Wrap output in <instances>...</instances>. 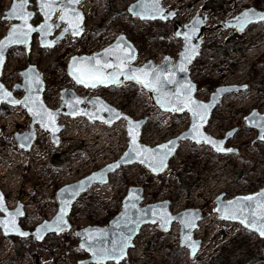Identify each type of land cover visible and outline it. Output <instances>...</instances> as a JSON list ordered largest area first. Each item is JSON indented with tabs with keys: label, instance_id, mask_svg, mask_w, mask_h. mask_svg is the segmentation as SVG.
Here are the masks:
<instances>
[{
	"label": "rangeland",
	"instance_id": "374dc122",
	"mask_svg": "<svg viewBox=\"0 0 264 264\" xmlns=\"http://www.w3.org/2000/svg\"><path fill=\"white\" fill-rule=\"evenodd\" d=\"M31 1L37 11L33 21L38 24L43 17L37 10V0ZM134 1L82 0L85 32L81 37L69 33L54 47L44 48L35 36L30 53L23 46L13 47L1 80L14 90V85L22 81L21 70L34 63L46 82V103L56 97V105L61 104L64 88H73L80 96H102L135 118L148 116L142 141L156 145L187 129L189 113L162 110L151 91L132 81L120 86L84 87L72 81L67 65L73 55L100 51L122 33L139 50L134 62L137 65L149 60L161 63L168 55L177 60L183 48L177 28L195 14L207 13L210 17L204 41L191 65V76L197 83L196 95L203 100H208L220 85H248L220 101L206 128L218 138L237 128L227 143L236 151L218 153L205 143L187 140L181 142L162 174L155 175L137 163L122 166L111 174L107 184L93 185L75 202L70 215L72 230L50 234L39 242L33 237L5 236L0 228V264H78L89 253L81 247L76 230L109 224L133 185L144 188L143 204L170 200L174 213L200 208L203 217L195 235L202 240L201 248L191 256L188 247L180 243V232L164 231L159 223H149L141 228L125 260L104 264H264V237L240 223L220 219L215 211L218 195L225 194L228 199L264 186V140H255L257 132L245 120L255 108L264 112V22L251 24L241 32L218 26L247 7L264 9V0H220V8H214L213 0H163L164 6L177 10L176 17L167 21L133 16L129 6ZM11 3L0 0V39L11 27V22L4 19ZM219 47H226L225 53H220ZM14 92L18 98L23 95V90ZM61 115L64 119L68 116ZM80 118L67 117L60 123L65 128L59 145L51 141L49 131L41 128L32 148L23 149L15 134L30 128V115L22 105L3 103L0 107V187L10 208L20 201L24 203L23 227L32 230L52 218L58 209L56 192L60 186L101 168L127 148L125 121L109 125ZM43 138L48 139L44 144ZM55 153L66 155L63 164L52 161ZM183 178L191 184L189 188Z\"/></svg>",
	"mask_w": 264,
	"mask_h": 264
},
{
	"label": "water",
	"instance_id": "95a60500",
	"mask_svg": "<svg viewBox=\"0 0 264 264\" xmlns=\"http://www.w3.org/2000/svg\"><path fill=\"white\" fill-rule=\"evenodd\" d=\"M19 0H12L11 6L5 11V17L11 12L14 4H17ZM82 0H79L78 4L71 5V8H75L76 12L80 14L82 19L79 22V35L74 34L75 29L72 28L67 19L64 21L60 20V16L64 14L62 11V6L57 5L56 10L52 14L51 18L47 20L49 24L52 25L51 30L45 34L43 31H33L27 37L26 42L24 43H8L10 37V30L14 25H22L23 21L17 18H12L8 16L7 20L11 22V27L8 29L6 35L0 39V43L6 45L3 47V59L0 63V85L3 86L0 90V107L2 104H8L12 106L22 105L28 112L31 117L30 128L23 132H16V140L19 146L23 149H30L34 145L37 139V127H40L44 130L50 132L51 141L55 145H59L61 141L60 133L64 130L65 126L60 124L59 117L61 114L76 117H86L90 121H101L106 122L109 125L115 124L121 120L126 123V131L128 135V146L125 151L116 158L102 166L99 169H96L86 176L75 180L73 182L65 183L57 189V202L58 209L55 215L50 219H45L39 224L36 225L34 229H27L21 225L22 218L25 217L26 212L24 209V203L21 201L17 203L15 208H10L5 193L0 187V194L3 196V204L6 210H1L3 213L0 215V220H9L11 218L15 219L17 230L5 232V229L2 225L0 228L5 236H15L20 238H29L33 237L37 241L42 242L50 234H61L66 231L72 230L73 226L70 222V215L73 211L75 202L83 195L87 190L97 183L107 184L110 180L111 174L115 173L122 166L132 165V164H141L148 168L153 174L159 175L164 173L169 164L178 151L181 142L190 140L194 143H205L212 147L218 153H230L236 151L233 147H228L227 143L230 138L234 136L237 131V128H234L227 132V134L218 138L212 135L207 131L208 123L212 117L214 110L217 108L220 101L229 93L246 89L248 85H220L215 88L211 93L208 100H203L196 95L197 83L192 79L191 76V65L195 59L199 56L201 51V46L203 44V33L206 27L207 21L210 17L209 14L197 13L194 17L188 21L186 24L181 25L176 30L179 38L183 40V48L179 53L177 60H174L171 56H166L161 63H157L153 60H149L142 65H137L134 62L137 61L139 57V50L135 43L131 41L126 34H120L111 44L106 46L100 51L94 52L92 54H76L73 55L70 59L67 70L68 74L73 78L78 84L84 87H93L87 86L78 82L76 76L73 74L74 67L79 68L83 62L82 58L98 56L101 63H112L113 65L119 63L117 57L124 58L125 52H131L134 55V59L128 62V67L131 69H147L152 70L156 69L160 72L162 79L164 77H171L176 82L173 84H165L164 91L171 93L173 91H184L185 86L189 83L193 86L191 91V98L200 104L207 105L206 117L204 120H196L193 118L192 113L186 107L184 111H175L169 110L170 106H162L159 102L161 94L156 91L145 87L144 85L138 83L135 80L127 79L125 75L119 76V82H109L104 84H96L94 87L105 86L109 87L112 85L120 86L126 81H132L137 84L142 85L145 89L149 90L153 94V98L156 104L164 111H175L176 113L187 112L190 115L191 122L187 129L182 131L180 134L158 143L156 145H151L142 141L143 129L146 126L149 117L144 116L142 118H135L127 112L117 108L115 105L108 102L105 98L99 95L94 96H80L73 88H64L61 91L63 102L59 109H52L45 103L43 95L46 91V82L43 77V73L40 71L38 66L34 63L29 64L26 68L21 70L22 81L14 85V90H23V95L21 98H18L14 90L9 89L6 84L1 80L5 65L8 61V54L10 50L15 46H23L27 53L31 52L32 43L35 36L38 37V40L42 47L51 48L54 47L58 42L62 41L66 35L71 33L75 37H81L85 32V13L80 8ZM39 7V0H37ZM31 1L26 7L27 12L34 13L30 17L28 23L33 27L39 29V26L46 21V17L40 11L43 20L40 23L35 24L33 22L36 12L30 8ZM129 12L133 16H138L143 20H157L161 19L164 21L172 20L177 15L176 9H170L163 4V0H135L129 6ZM70 18L75 22V15L69 11ZM261 16H264V9H259L254 6L247 7L243 9L236 16L229 18L222 22L219 26L223 28H235L237 31L241 32L245 30L249 25L259 22H264V19H261ZM66 24V26H62ZM58 25V26H57ZM68 29V31H65ZM187 34V38L186 35ZM113 50L115 55L104 56L105 50ZM190 56V61H186L185 57ZM75 58V60H74ZM180 67L186 68V71H179ZM114 68L106 69V73H113ZM11 93L10 96L6 97L3 93ZM31 99L36 101L35 106L25 103H12V101H26ZM80 101L77 104V101ZM29 108L33 110H47L51 112L55 117L54 125L50 127H45L44 122L41 121L40 117L34 116ZM105 109H111L112 111H107ZM202 113L204 109L200 110ZM119 114L117 118L116 114ZM247 125L256 130L257 136L256 141H263L264 137V112H261L259 109H253L249 114L245 116ZM196 123L199 125V132L193 129V124ZM52 127H55L57 130L53 131ZM133 132L135 134V144L133 143V135L130 134ZM1 133V129H0ZM204 137H210L212 140L220 142L218 145L209 144L206 142ZM173 142V143H170ZM161 145H167L168 148H161ZM217 147L225 149V151H217ZM156 150V153L160 156H163L167 152V156L164 158V165L162 168L153 167L151 161L148 157L153 156L154 154L148 150ZM171 149V151H168ZM227 149H232V151H227ZM143 153V154H141ZM264 192V186L259 190L247 193V194H238L232 198H225V194H220L216 197L215 202V211L219 215V218L225 221H232L240 223L241 225L249 228L251 231L259 234L257 231L253 230L250 226H246L241 222V219H228L222 218L224 216L223 212L217 211L218 208L223 205H227L229 201H236L238 198L253 196L258 193ZM144 188L139 185H133L129 188L126 196L122 201L121 210L109 221L107 225H93L85 228L76 230V234L81 238V247L89 253V257L84 260H79L78 264H87V263H100L104 264L107 262H122L129 255L130 249H132L135 244V238L140 233L141 228L146 224L159 223L160 228L164 231H168L171 225L174 222H178L181 225L180 230V243L182 246H187L191 256H195L202 244V240L197 238L195 235V230L198 228L200 221L202 220L203 214L202 210L198 207H191L183 209L177 213H174L171 208L170 200H162L157 202H152L148 204H143L145 200ZM258 197L257 200L259 201ZM252 203V202H246ZM19 212L20 215H16ZM63 215V221L58 223V217ZM47 225V227H43ZM20 232L28 233L27 236L20 235ZM262 237V236H261ZM121 244H124L123 255L117 259L105 258L101 259L99 255L100 249H111L114 246L119 247Z\"/></svg>",
	"mask_w": 264,
	"mask_h": 264
},
{
	"label": "snow or ice",
	"instance_id": "6c2138e0",
	"mask_svg": "<svg viewBox=\"0 0 264 264\" xmlns=\"http://www.w3.org/2000/svg\"><path fill=\"white\" fill-rule=\"evenodd\" d=\"M29 3V0H19L17 4H14L12 7L11 12L8 14V16L12 18H17L23 21L22 25H14L12 29L10 30V37L8 39V43H24L27 40V37L32 33L33 31H43L45 34H47L51 28L52 25L47 22L56 10L57 5L62 6V11L64 12L63 15L60 16V20L64 21L67 19L69 25L75 29L76 35H79V22L82 19L80 14L76 12L75 8H71V5H75L79 3V0H39V8L40 11L43 13V15L46 17L45 23L41 24L39 26V29L33 28L29 23V19L31 16L34 15V13L27 12L26 7ZM69 11H71L75 17V22L72 18L69 16ZM8 16L5 18L7 19ZM261 19H264V16H261ZM58 26V25H57ZM65 31H68V29H65ZM177 35H180V33H177ZM186 38H187V34ZM6 46L2 43H0V63H2L3 59V47ZM108 55H115V52L111 49L105 50L104 56ZM99 56V54H98ZM98 56L94 57H86L82 58L83 62L79 68L74 67L73 74L76 76V79L78 82L82 84H86L87 86H96V84H104L109 82H119V76L125 75L127 79L135 80L138 83L144 85L145 87L152 89L156 91L157 93L161 94V98L159 102L162 106H170L169 110H175V111H184V109L187 107L188 110L192 113V116L196 120H204L206 117V109L207 105L200 104L199 102L193 100L191 98V91L193 86L189 83L187 86H185L184 91H173L171 93L164 91V85L165 84H173L176 81L172 79L171 77H164L162 79V76L160 72H158L156 69L147 70V69H131L128 67V62L132 59H134V55L131 54V52H125L124 58L117 57V60L119 63L113 65L112 63H101ZM191 57L186 56L185 60L190 61ZM75 60V58H74ZM108 68H114L115 71L113 73H106V69ZM179 71H186V68L180 67L178 69ZM3 86L0 85V90H2ZM6 97L10 96L11 93L4 92L3 93ZM12 103H25L26 106L28 104H32L35 106L36 101H33L31 99H28L26 101H12ZM77 104L80 103L78 100L76 102ZM204 109V112L202 113L200 110ZM107 111H112L111 109H105ZM29 111L32 112L34 116L40 117L41 121L44 122L45 127H50L54 125L55 123V117L54 115L47 111V110H33V108H29ZM117 118L119 117V114L117 113ZM193 129L199 132V125L194 123ZM53 131H56L57 129L55 127H52ZM130 134L133 135V143L135 144V134L131 132ZM207 143L218 145L220 142L212 140L210 137H204ZM264 139V137H262ZM173 143V142H170ZM161 148H168L167 145H161ZM151 153H153V156L148 157V159L151 161L154 169L155 168H162L164 165V158L167 156V152L164 153L163 156H160L156 153V150H148ZM168 151H171L169 149ZM217 151H225V149L221 147H217ZM227 151H232V149H227ZM143 154V153H141ZM264 198V192L258 193L253 196L238 198L236 201H229L227 205H223L222 207L218 208L217 211L223 212L224 216L222 218H228V219H241V222L244 223L246 226H250L253 230L257 231L260 236L264 237V199H260L259 201L257 198ZM246 202H252V203H246ZM0 210H6L4 208L3 204V196L0 194ZM16 215H20L19 212L16 213ZM63 221V215L58 217V223ZM0 225H2L5 229V232L9 231H16L17 226L14 218H11L9 220H0ZM47 227V225L42 226ZM20 235L27 236L28 233L26 232H20ZM125 245L121 244L119 247H113L111 249H100L99 255L101 259L105 258H111V259H117L118 257L123 255V249Z\"/></svg>",
	"mask_w": 264,
	"mask_h": 264
},
{
	"label": "built area",
	"instance_id": "2783aa9c",
	"mask_svg": "<svg viewBox=\"0 0 264 264\" xmlns=\"http://www.w3.org/2000/svg\"><path fill=\"white\" fill-rule=\"evenodd\" d=\"M72 79V78H71ZM72 81H73V79H72ZM83 96H85V95H83ZM62 98V97H61ZM45 101V100H44ZM62 102H63V100H62ZM62 102H61V104L59 103V104H57V105H59L58 107H55V106H57L56 105V97L55 98H53V99H50L49 101H47V106H49L50 108H52V109H58V108H60V106L62 105ZM64 115V114H63ZM62 116V115H61ZM61 116H60V118H61ZM67 116V115H66ZM67 117H69V118H72V117H70V116H67ZM66 117V118H67ZM59 118V122L61 123V122H63L64 120H66V118L64 119V118H61L60 119ZM76 118H80V117H76ZM81 120H83V118H80ZM38 129H37V139H38V136H39V133L41 132V128H39V127H37ZM36 139V140H37ZM44 140H42L43 141V144H44V141L45 140H48V139H45V138H43ZM46 142V141H45ZM180 224V223H179ZM179 224L177 223V222H174L172 225H171V227H170V229L169 230H174V231H176L177 233H179L180 232V226H179ZM175 225H178V227H176ZM195 232H196V230H195Z\"/></svg>",
	"mask_w": 264,
	"mask_h": 264
},
{
	"label": "trees",
	"instance_id": "16d2710c",
	"mask_svg": "<svg viewBox=\"0 0 264 264\" xmlns=\"http://www.w3.org/2000/svg\"><path fill=\"white\" fill-rule=\"evenodd\" d=\"M213 1H214L213 2L214 8H220V5L222 2L220 0H218L217 2H216V0H213ZM225 50H226V47H219L220 53H225ZM65 159H66V155L64 156L63 154L55 153L53 158H52V161L54 163H56L57 165H61L65 162ZM182 181H183L184 185L187 186V188H189V185H191V184L187 183L184 178Z\"/></svg>",
	"mask_w": 264,
	"mask_h": 264
},
{
	"label": "flooded vegetation",
	"instance_id": "af4514ba",
	"mask_svg": "<svg viewBox=\"0 0 264 264\" xmlns=\"http://www.w3.org/2000/svg\"><path fill=\"white\" fill-rule=\"evenodd\" d=\"M31 1V0H30ZM31 6H32V1H31ZM30 6L31 9H33L32 7ZM34 10V9H33ZM37 10L39 11V7H38V3H37ZM36 14H37V11L35 10ZM36 16V15H35ZM34 22V21H33ZM40 23V22H39ZM2 131V130H1ZM23 203V202H22ZM25 209V207H24ZM23 219V218H22ZM22 225V224H21ZM23 226V225H22Z\"/></svg>",
	"mask_w": 264,
	"mask_h": 264
},
{
	"label": "bare ground",
	"instance_id": "6f19581e",
	"mask_svg": "<svg viewBox=\"0 0 264 264\" xmlns=\"http://www.w3.org/2000/svg\"><path fill=\"white\" fill-rule=\"evenodd\" d=\"M219 26V25H218ZM218 28H220V27H218Z\"/></svg>",
	"mask_w": 264,
	"mask_h": 264
}]
</instances>
